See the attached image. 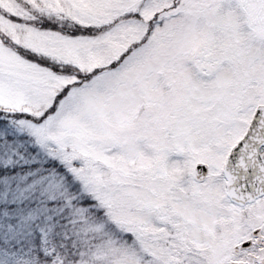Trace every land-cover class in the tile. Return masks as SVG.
I'll return each instance as SVG.
<instances>
[{
	"label": "snow or ice",
	"instance_id": "6c2138e0",
	"mask_svg": "<svg viewBox=\"0 0 264 264\" xmlns=\"http://www.w3.org/2000/svg\"><path fill=\"white\" fill-rule=\"evenodd\" d=\"M0 264H264V0H0Z\"/></svg>",
	"mask_w": 264,
	"mask_h": 264
}]
</instances>
